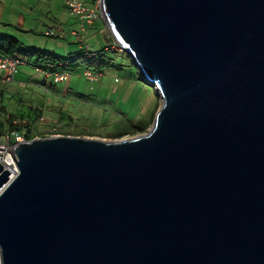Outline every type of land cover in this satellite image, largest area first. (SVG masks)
I'll use <instances>...</instances> for the list:
<instances>
[{
  "label": "water",
  "instance_id": "water-1",
  "mask_svg": "<svg viewBox=\"0 0 264 264\" xmlns=\"http://www.w3.org/2000/svg\"><path fill=\"white\" fill-rule=\"evenodd\" d=\"M162 99L152 130L0 165V264H264V0H102Z\"/></svg>",
  "mask_w": 264,
  "mask_h": 264
},
{
  "label": "rangeland",
  "instance_id": "rangeland-1",
  "mask_svg": "<svg viewBox=\"0 0 264 264\" xmlns=\"http://www.w3.org/2000/svg\"><path fill=\"white\" fill-rule=\"evenodd\" d=\"M8 2L14 4L9 12L14 14L6 15L5 21L0 18V37L14 36L23 49L54 55L61 60L58 66L63 64L68 79L54 85L53 78L43 82L44 76L28 62L18 66L14 81H0L2 122L11 116L27 118L36 122L35 127L40 130L38 133H44L43 138L63 136V131L73 133L75 137L106 142L140 137L152 130L162 99L154 85L144 78L133 58L118 49L119 46L111 47V43L105 41L109 39L105 36L106 28L101 19L93 26H87L88 35L84 41L74 43L71 36L62 39L45 34L59 23L68 32L81 30L80 19L65 8L66 0ZM83 3L89 9L94 8L92 0ZM17 14L26 17L23 31L18 30L22 15ZM76 21L80 22L79 26ZM108 34H111L109 30ZM87 55L96 60L88 62L91 59L85 60ZM98 58L107 61L101 69L96 66ZM41 112L45 122L38 120ZM55 120H58L57 125ZM52 126L59 127L61 131L52 135ZM38 133L35 138L41 139Z\"/></svg>",
  "mask_w": 264,
  "mask_h": 264
},
{
  "label": "built area",
  "instance_id": "built-area-1",
  "mask_svg": "<svg viewBox=\"0 0 264 264\" xmlns=\"http://www.w3.org/2000/svg\"><path fill=\"white\" fill-rule=\"evenodd\" d=\"M83 1L85 0H66V8L68 9L71 15L78 17L81 21V28L83 31H87V26L91 27L98 19L103 20L102 13V0H92L94 8L89 9L84 5ZM98 12L100 14H98ZM47 37L56 38L62 37L65 34V31L61 26L56 27L55 29H48L45 33ZM71 36L77 40L84 41L85 36L79 35L76 32H72ZM119 49V48H118ZM87 57L91 58L90 55ZM22 62L18 59L11 57H1L0 56V81L2 83H9L14 81L15 75L17 73V68L20 66ZM37 71L43 72L46 77H51L50 73L44 70V68L38 67ZM90 76V75H89ZM92 76V75H91ZM68 79V75L66 74H55L53 76L54 83L64 82ZM95 80V79H92ZM17 124V122H15ZM56 132V129L51 131ZM28 141L27 136L22 132L17 130L12 131H1L0 130V165L3 167V172L8 171L10 173V178H14L18 175V162L17 155L15 152L16 147L19 144L25 143ZM16 159H14L12 153Z\"/></svg>",
  "mask_w": 264,
  "mask_h": 264
},
{
  "label": "trees",
  "instance_id": "trees-1",
  "mask_svg": "<svg viewBox=\"0 0 264 264\" xmlns=\"http://www.w3.org/2000/svg\"><path fill=\"white\" fill-rule=\"evenodd\" d=\"M113 44H115V42H113ZM103 55L104 53H102V56ZM0 56L1 57H11V58L18 59L20 61H28L32 63L35 68L41 67V68H44L45 70L48 69V67L53 68L54 66L60 65L59 63L61 61L60 59H58L57 57L49 53H42V52L35 51V50L28 51L26 49H23L21 48V43L19 42V40H17L14 37H7V36L0 37ZM87 59L89 58L86 57L85 60ZM90 59L91 60H89L88 62H91V61L94 62V60H96L95 57H92ZM104 63H107V61H103L100 59L99 62L96 63L97 69H101ZM62 71L64 70L62 69ZM41 117H42V112L38 118L39 121ZM15 122H17V124H15ZM35 124L36 122L30 119H27V118L17 119L11 116V118L6 122H2L0 119V130L1 131L17 130L21 133L23 132L27 136L28 140H32V139H35V137H37L36 134L40 131L39 129L35 127ZM33 127H34L33 130H35L36 133L32 131ZM144 129L145 127H143V130ZM38 134L41 135V138H43L42 135L44 133H38ZM61 134L65 136H74L73 133L63 132V131Z\"/></svg>",
  "mask_w": 264,
  "mask_h": 264
},
{
  "label": "crops",
  "instance_id": "crops-1",
  "mask_svg": "<svg viewBox=\"0 0 264 264\" xmlns=\"http://www.w3.org/2000/svg\"><path fill=\"white\" fill-rule=\"evenodd\" d=\"M4 1H6V0H0V18H2V20L3 21H5L4 20V17L6 16V15H8V14H10V15H13V14H11V13H9L10 11H11V7H13V5L14 4H10V2H8V0H7V2H4ZM10 6V8H7V6ZM65 8H66V6H65ZM67 9V8H66ZM9 10V11H8ZM67 11H68V9H67ZM68 13H69V11H68ZM70 14V13H69ZM17 15H22V16H20V18H19V25H18V30H21V31H23V29H24V27H23V25H26V17L23 15V14H17ZM19 17V16H18ZM100 21H102L103 22V24L105 25V28H106V30H105V32H106V34H105V36H107V38L109 39V40H106L105 39V41H109L110 43H111V47L114 45H117L116 44V40L114 39V37H112V34H108L107 35V33H108V28H107V26H106V23H105V21L104 20H100ZM77 22V25L79 26L80 25V22H78V21H76ZM69 24L71 23V22H68ZM8 25V24H7ZM59 26H61L62 27V29L65 31V34L61 37H56V38H62V39H66V38H69L70 36H71V34H72V32H76V33H78L79 35H82V36H84V35H88V33L87 32H85V31H83V29L81 28V30L80 31H77V30H74V31H71V32H68V30L61 24V23H59V25L57 26V27H59ZM93 26V25H92ZM54 29L56 28V27H53ZM53 28H50V29H53ZM79 28V27H78ZM79 30V29H78ZM13 32V31H12ZM29 32H31V31H29ZM10 33V32H9ZM87 33V34H86ZM109 33H110V31H109ZM7 37H14V36H7ZM14 38H16V37H14ZM73 41H74V43H80L81 42V40H77V39H75V38H73L72 36L70 37ZM18 40V39H17ZM113 42H115V44H113ZM80 49L82 50L83 49V47H82V45H80ZM110 50H113V49H110ZM22 62V64L21 65H24L26 62H28V61H21ZM28 65H31L35 70H36V72L37 73H39V74H41L42 76H44V81L43 82H46L48 79H50V78H53V76L55 75V74H67L66 72L67 71H65L64 69H63V64H61V67L59 68L58 67V65L57 66H54L53 68H50V67H48V69H44L45 71H47L48 73H50V75H51V77H46V75L43 73V72H40V71H37V69L33 66V64L32 63H30V62H28ZM62 69L64 70V71H62ZM61 83V82H60ZM54 85H57V84H59V83H53ZM41 118H44V116H42ZM45 119V118H44ZM45 122V121H44ZM48 122H50V121H48ZM55 123H56V125H57V123H58V120H55ZM52 128H57V130L58 131H61L60 130V128L59 127H55V126H52Z\"/></svg>",
  "mask_w": 264,
  "mask_h": 264
},
{
  "label": "clouds",
  "instance_id": "clouds-1",
  "mask_svg": "<svg viewBox=\"0 0 264 264\" xmlns=\"http://www.w3.org/2000/svg\"><path fill=\"white\" fill-rule=\"evenodd\" d=\"M103 20H104V17H103ZM117 43V42H116ZM116 46H119V49L121 50V51H123L122 50V48L120 47V45L117 43V45ZM106 50V49H105ZM54 83V82H53ZM155 87V86H154ZM155 89L157 90V87H155ZM40 122H44V118H40ZM34 129V127L32 128V131H34V133H36V131L35 130H33ZM58 130L56 129V132H57ZM59 132V131H58ZM63 136H65V135H63ZM54 137H59V136H54ZM50 138V137H49ZM36 139V138H35ZM38 139V138H37ZM32 140H34V139H32ZM32 140H28L27 142H29V141H32ZM19 170V169H18ZM18 175H19V171H18ZM17 175V176H18ZM17 176H15L14 178H10L11 180H14Z\"/></svg>",
  "mask_w": 264,
  "mask_h": 264
},
{
  "label": "bare ground",
  "instance_id": "bare-ground-1",
  "mask_svg": "<svg viewBox=\"0 0 264 264\" xmlns=\"http://www.w3.org/2000/svg\"><path fill=\"white\" fill-rule=\"evenodd\" d=\"M157 91H159V90H157Z\"/></svg>",
  "mask_w": 264,
  "mask_h": 264
}]
</instances>
